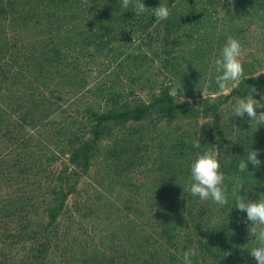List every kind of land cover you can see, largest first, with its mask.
<instances>
[{
    "label": "rangeland",
    "instance_id": "obj_1",
    "mask_svg": "<svg viewBox=\"0 0 264 264\" xmlns=\"http://www.w3.org/2000/svg\"><path fill=\"white\" fill-rule=\"evenodd\" d=\"M143 2L136 15L120 0H0V264H183L192 247L193 264H256L235 201L264 200V123L232 113L252 91L230 94L264 76V0ZM161 5L170 15L157 21ZM229 35L244 77L220 91L215 60ZM253 98L264 103V85ZM142 104L126 120L94 114ZM81 143L85 169L71 160ZM210 148L230 174L226 206L189 191L191 164ZM248 150L262 163L240 173ZM237 176L247 191L234 195ZM242 219L247 242L224 261L218 246Z\"/></svg>",
    "mask_w": 264,
    "mask_h": 264
},
{
    "label": "clouds",
    "instance_id": "obj_2",
    "mask_svg": "<svg viewBox=\"0 0 264 264\" xmlns=\"http://www.w3.org/2000/svg\"><path fill=\"white\" fill-rule=\"evenodd\" d=\"M120 3L122 8H129L131 6L136 15L143 14L148 10L143 0H120ZM153 13L157 21L167 20L170 15L169 8L164 5L153 9ZM242 55L243 47L241 43L229 35L221 51L220 58L215 60L216 71L218 73L215 77V83L220 91H224L230 83H237L244 77V67L241 62ZM93 75H95V72H93ZM180 91L179 88L172 87L169 95L174 98H179ZM254 92H256V89L246 99H238L232 105V113L234 116L241 118L247 115L251 123L255 121L257 126H259L264 123V111L258 114L257 108H264V103L253 98ZM206 94L207 89H202V95L205 99ZM183 102L184 95L180 100V103ZM194 147H200L199 139L194 141ZM248 162H251L257 168L261 165L262 162L258 159L257 150H248L247 161L242 160L238 165L240 173L248 170ZM220 169V162L213 149L210 148L202 154H197L190 168L192 180L189 188L190 194L199 197L201 201L211 200L220 206L228 205L227 188L224 184L225 175ZM234 179V195L236 191H247V189H244V181L239 176ZM235 207L242 212H246L247 221L251 222L248 228L249 234L257 241V246L250 248V256L255 259L256 264H264V200L246 201L243 196H239L235 201ZM197 255L198 249L196 247L188 249L183 254V264H193V258Z\"/></svg>",
    "mask_w": 264,
    "mask_h": 264
},
{
    "label": "trees",
    "instance_id": "obj_3",
    "mask_svg": "<svg viewBox=\"0 0 264 264\" xmlns=\"http://www.w3.org/2000/svg\"><path fill=\"white\" fill-rule=\"evenodd\" d=\"M264 85V76L260 77V78H249L246 79L245 81H243L240 86L238 88H235L230 95H234V94H238V95H244L247 94L249 91H253L254 89L259 88L260 86ZM159 101H163V102H168L172 105L171 108H173V111L176 109V106L174 105V102L171 100H168V93H164L163 97L159 100ZM145 109L148 111V105L146 104H142L139 107H136L135 109H130L128 108H124V109H128V110H123L120 108H115L110 110L107 113H94L97 115V118L100 120V122H106L107 120L111 119V120H126L134 115H141L142 109ZM16 111V110H14ZM10 110V112L8 114H4L5 116L3 118H7L9 119V121H11V118H14L13 114H15V112ZM21 119L25 120V117H21ZM35 120H38L37 117H35ZM29 158H27V160L30 161L31 163V157L32 154L27 155ZM90 154H89V148H88V143L79 145L77 148H75L73 150L72 153V162L75 164H80L78 163V160H82V165L83 168H86V165H88L89 163V159H90ZM24 164H28L27 162ZM17 165V164H16ZM31 167H34V164L31 165ZM26 172V171H24ZM31 172V171H30ZM225 176H229L230 174L227 172H223ZM63 194V191H62ZM67 196L66 193H64L62 195V198H58L61 201L58 202V205H51V207H49L50 210V216L53 218H55L57 212H59V210H61L63 208V200L65 197ZM238 220V219H237ZM238 224V223H237ZM243 224L244 223V219L239 220V225L237 227H239V230L236 232V234L234 235V237H232L230 239V241L226 244V242H221L218 246V251H223L222 253V257L224 259V261L228 260V258H230V254L226 255L227 250L229 249H233L234 252V247H236V245L239 247L241 244L239 243L242 239V241L244 240V238L246 239L245 242H247V235L244 233V229H243ZM231 237V236H230ZM218 239V237L216 238ZM238 239V240H237Z\"/></svg>",
    "mask_w": 264,
    "mask_h": 264
}]
</instances>
